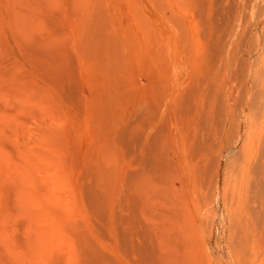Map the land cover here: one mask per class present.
<instances>
[{
  "label": "rangeland",
  "instance_id": "1",
  "mask_svg": "<svg viewBox=\"0 0 264 264\" xmlns=\"http://www.w3.org/2000/svg\"><path fill=\"white\" fill-rule=\"evenodd\" d=\"M0 264H264V0H0Z\"/></svg>",
  "mask_w": 264,
  "mask_h": 264
}]
</instances>
